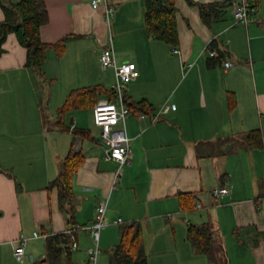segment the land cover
<instances>
[{
  "label": "crops",
  "instance_id": "1",
  "mask_svg": "<svg viewBox=\"0 0 264 264\" xmlns=\"http://www.w3.org/2000/svg\"><path fill=\"white\" fill-rule=\"evenodd\" d=\"M42 1L48 19L40 35L52 45L43 73L26 66L27 49L15 32L0 53V264H19L14 241L21 234L29 238L25 264H31L46 256L47 238L33 237L35 231L73 229L72 264H90L97 244L96 264H111L121 224L133 221L142 224L149 264H264V146L246 139L260 129L264 143V0H254L258 20L247 26L233 18L239 0H194L229 3L210 24L198 5L176 0L178 53L148 35L145 0H108L109 20L92 0ZM213 42L223 56L210 66L206 48ZM110 43L118 64L133 61L140 72L128 83V101L146 99L153 108L127 118L133 161L119 172L116 161L105 159L93 115L96 103L116 100L115 70L100 61ZM85 87L98 88L95 100L60 117L70 92ZM172 104L176 109L150 122ZM73 151L84 158L72 199L61 208L58 188L49 185ZM217 188L229 193L217 198ZM181 192L193 193V208H182ZM102 201L107 225L97 243L90 229L78 227L95 221ZM203 223L213 226L222 248L218 263L188 238L189 225Z\"/></svg>",
  "mask_w": 264,
  "mask_h": 264
},
{
  "label": "trees",
  "instance_id": "2",
  "mask_svg": "<svg viewBox=\"0 0 264 264\" xmlns=\"http://www.w3.org/2000/svg\"><path fill=\"white\" fill-rule=\"evenodd\" d=\"M200 8L203 22L210 24L218 18L229 3H200L188 0ZM5 12V19L0 22V53L2 44L11 32H15L19 42L27 49V67H32L43 73V64L47 57V51L52 46L42 41L40 29L48 19V11L42 0H21L19 3H5L0 0ZM256 5V4H255ZM257 6V5H256ZM178 7L176 0H145L144 22L148 35L169 45L173 50L180 44L178 22ZM66 38L57 44L63 45ZM211 47L216 48L213 42ZM220 56L216 58H222ZM216 58L209 59V65L213 66ZM97 87L78 88L70 92L66 103L61 108L60 117L69 111L85 107L97 97ZM112 99L116 95L112 92ZM126 104L132 111L150 113L152 105L143 99L140 102ZM246 139L250 145L263 147V135L260 129L250 131ZM81 151L71 152L65 159L63 169L59 176L53 180L49 187H57L61 208L72 199L73 177L83 162ZM179 201L183 209L194 207L193 193L181 192ZM75 231L52 234L46 239V256L31 264H72L71 244L74 241ZM188 238L192 245L203 253H206L212 262H219L221 247L215 246L216 233L210 223L190 224ZM111 264H149L143 239V227L141 222L133 221L123 223L120 226V242L111 253Z\"/></svg>",
  "mask_w": 264,
  "mask_h": 264
},
{
  "label": "built area",
  "instance_id": "3",
  "mask_svg": "<svg viewBox=\"0 0 264 264\" xmlns=\"http://www.w3.org/2000/svg\"><path fill=\"white\" fill-rule=\"evenodd\" d=\"M92 6L95 9L99 7L104 8L105 15L109 20L113 9L109 5L108 0H92ZM258 8L255 5L254 0H239L234 3L233 7V18L235 23L249 25L252 22L258 20ZM175 53H178V48L174 49ZM206 52L210 58H216L220 56V50L208 46ZM100 61L104 68L112 67L115 70L116 82L112 86V91L116 95L115 101L98 102L95 104L93 109L94 122L101 128V139L105 143L106 160H113L118 163V172L124 166H129L133 161V152L131 148V139L127 134L126 120L131 115V110L126 104V92L128 89V83L132 78H136L140 75L138 66L133 61L124 62L118 64L116 61V54L113 44L106 46L101 54ZM225 67H231L233 63L231 61H225ZM192 66V64H188ZM170 108L176 109V105L165 106L162 110L157 111L151 116L150 122L154 123L157 121L158 116ZM142 119L147 116L145 113L139 115ZM122 123V127L118 125ZM228 188H217L213 191V194L217 197H223L228 194ZM107 202L102 201L97 209V216L95 221L90 226L78 227L83 229H90L97 243L100 238V231L106 227L107 222L105 219ZM122 219L116 220V223H122ZM73 230L67 231V233L73 232ZM49 235L35 231L33 237L35 238H47ZM28 237L21 234L14 241V253L19 264H25L26 256V245ZM78 247L77 242L74 240L72 243V249ZM100 252L99 246L89 250V261L90 264H96L98 254Z\"/></svg>",
  "mask_w": 264,
  "mask_h": 264
},
{
  "label": "rangeland",
  "instance_id": "4",
  "mask_svg": "<svg viewBox=\"0 0 264 264\" xmlns=\"http://www.w3.org/2000/svg\"><path fill=\"white\" fill-rule=\"evenodd\" d=\"M88 115L90 116L89 112H88ZM104 254L106 255V258H108V256H110V251L109 250L104 251Z\"/></svg>",
  "mask_w": 264,
  "mask_h": 264
}]
</instances>
